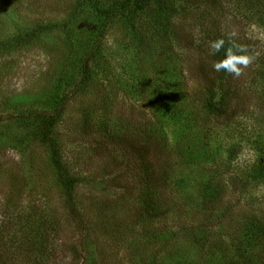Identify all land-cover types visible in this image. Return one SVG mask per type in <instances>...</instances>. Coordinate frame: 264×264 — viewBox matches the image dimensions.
Returning a JSON list of instances; mask_svg holds the SVG:
<instances>
[{
	"label": "rangeland",
	"instance_id": "374dc122",
	"mask_svg": "<svg viewBox=\"0 0 264 264\" xmlns=\"http://www.w3.org/2000/svg\"><path fill=\"white\" fill-rule=\"evenodd\" d=\"M75 1L0 0V37L15 25L62 19ZM167 1L180 15L166 37L145 29V16L133 26L116 23L109 28L89 80L67 102L57 124L62 159L77 180L78 215L68 214L47 148L33 138L31 121L15 118L18 113L51 111L79 81L77 59L56 37L47 38L42 48L0 58V222L6 211L18 222V212L41 207L48 218L56 216L60 249L62 244L66 250L77 247L85 264H237L239 255L245 257L244 264H264V236L251 244L245 231L256 221L264 227V184L244 178L256 152L244 139L222 140L221 134L232 135L231 127L217 122L212 121L206 141L195 129L178 127L168 145L181 169L162 187L160 127L154 138L149 133L155 116L151 98L197 86L194 69L209 55L206 47L198 46L208 31L218 28L247 45L263 34L240 17L244 0ZM84 42L91 45L89 39ZM246 91L250 98L245 112L232 127L262 142L264 110L254 88ZM235 142L240 151L228 160ZM184 162L200 165L192 171ZM207 177L212 185L217 181L225 186L219 204L204 202ZM145 190L149 206L139 200ZM171 190L177 198L162 193ZM163 202L171 207L165 216L134 223L151 203L157 207ZM133 227L127 238L131 244L113 248L110 239ZM208 233L212 245L204 242ZM219 241L222 247L214 245Z\"/></svg>",
	"mask_w": 264,
	"mask_h": 264
},
{
	"label": "trees",
	"instance_id": "16d2710c",
	"mask_svg": "<svg viewBox=\"0 0 264 264\" xmlns=\"http://www.w3.org/2000/svg\"><path fill=\"white\" fill-rule=\"evenodd\" d=\"M244 3V7L240 10V17L244 23L259 29L263 37L247 45L240 39H231L224 31L213 28L207 32L201 41L202 44L198 46L206 47L209 55L208 57L203 55L199 61L200 65L194 69L193 81L197 83V86L190 90L186 88L187 92L185 88L177 92L165 90L160 92V95L157 94V97L151 98L150 110L154 113L153 121L156 122L149 123L150 137L154 138L155 134L160 132V127L164 142L161 150L163 156L161 160L159 159L158 170L162 187H166L163 182L170 183L172 177H175L174 172L177 174L181 169L179 164L175 163L176 156L168 145L171 134L178 127L185 130L193 128L200 134L199 137L206 141L212 133V121L231 127L232 135L221 134L222 140L229 142L236 141L238 138L244 139L246 146H250L256 152L252 165H249L250 174L248 173L244 178L255 179L264 184V141H257L252 138V135L244 136L232 127V124L245 112L246 101L250 98V95H247V88H254L264 110V0H244ZM179 15L178 9L167 0H76L71 10L62 19L37 20L26 26L15 25L10 32L0 37V58H7L23 50L42 48L47 38L56 37L69 46L72 57L77 59L79 81L72 91L57 99L51 111L18 113L15 117L19 121H31L33 138L46 146L49 165L63 193L68 214L78 215L75 199L77 180L71 176L62 159L55 133L67 102L89 80L90 66L103 50L104 39L111 26L116 23L133 26L138 19L145 16L147 20L145 29L151 34L166 37L170 24ZM84 39L91 40V45H87ZM219 39L224 40V45L218 52H213L210 42ZM189 43L193 42L189 41ZM229 48L235 55H247L251 58V62L243 68L238 77L227 73L223 68L220 71H215L213 68L215 63L226 59V49ZM237 48H242L243 51H237ZM243 85H246V88ZM231 144L227 152L228 160L235 159L240 151L239 143ZM209 161L212 162V159ZM187 164L184 162L183 167ZM199 165L189 163L188 169L193 171V168ZM237 165L239 164L236 163ZM151 173H154V169ZM206 179L203 188L204 202L209 203V206L219 204L222 201L225 186L217 181L212 185L211 179L209 177ZM141 192L144 193V197L143 199L140 197L139 200L147 205L150 202L146 199L148 193L146 190ZM154 192L157 193L155 190ZM162 193H169L171 199L178 197L173 190L162 191ZM40 209L41 207L36 206L33 210L18 212V222L10 219L7 211L4 212L0 222V264H60L61 261L62 264H85V258L77 247L71 246L69 250H66L62 244L60 249V232L57 223L53 221L56 216L48 218ZM207 210L209 211L210 208ZM169 211H171L169 203L163 202L157 207L151 203L150 209L138 214L134 223L138 226L147 222L151 223L156 221L157 217L165 216ZM236 227L240 229V224ZM134 228L130 229L126 235L121 233L118 237L111 238L113 248L130 245L127 238L134 234ZM245 231L249 237L246 238L251 244L264 236V227L260 221L259 223L256 221L252 227L245 228ZM204 240L206 244L212 245L209 233ZM232 240L231 238L230 241ZM78 242L80 246L83 244ZM241 242L242 240L238 243V252L241 251L240 246H243ZM214 245L222 247L223 243L219 241ZM63 252L69 253L67 256L69 259ZM72 259L77 261L74 262ZM245 260L243 255H239L236 263L244 264Z\"/></svg>",
	"mask_w": 264,
	"mask_h": 264
},
{
	"label": "clouds",
	"instance_id": "9594fccd",
	"mask_svg": "<svg viewBox=\"0 0 264 264\" xmlns=\"http://www.w3.org/2000/svg\"><path fill=\"white\" fill-rule=\"evenodd\" d=\"M224 45V40L219 39L214 42H210V47L213 52H218ZM237 51H243L242 48H237ZM251 62V58L247 55H235L232 49H226V59L219 61L213 65L215 71H220L223 68L227 73L239 76L244 67H247ZM239 65V66H238Z\"/></svg>",
	"mask_w": 264,
	"mask_h": 264
}]
</instances>
